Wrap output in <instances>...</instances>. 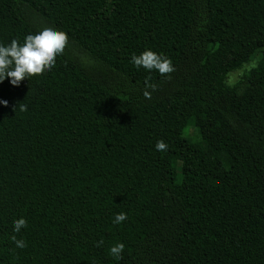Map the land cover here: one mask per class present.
I'll return each instance as SVG.
<instances>
[{
  "label": "trees",
  "instance_id": "trees-1",
  "mask_svg": "<svg viewBox=\"0 0 264 264\" xmlns=\"http://www.w3.org/2000/svg\"><path fill=\"white\" fill-rule=\"evenodd\" d=\"M44 28L55 66L0 83V264H264V0H0V45Z\"/></svg>",
  "mask_w": 264,
  "mask_h": 264
},
{
  "label": "clouds",
  "instance_id": "clouds-1",
  "mask_svg": "<svg viewBox=\"0 0 264 264\" xmlns=\"http://www.w3.org/2000/svg\"><path fill=\"white\" fill-rule=\"evenodd\" d=\"M68 34L53 28H44L36 34H29L25 37L21 45L16 39H13L8 46L0 45V83L10 79L13 86L19 87L25 80L43 75L50 71L56 63V58L62 55L68 46ZM137 69L143 67L148 71L157 70L161 76H168L175 71L171 59L157 54L152 50H146L139 55H133L130 61ZM146 87L143 95L146 99L152 98V91L157 90V85L146 79ZM151 89L152 91H149ZM0 104L8 106L7 100H0ZM14 107V111H16ZM21 112L27 111V106L19 104ZM157 151H167L168 145L159 140L156 143ZM127 219L126 213H118L114 218V223H122ZM14 231L19 233L21 229L27 227V221L20 218L13 221ZM13 242L18 248H25L27 245L24 240H18L15 235L12 236ZM103 241H99L100 246ZM125 249L123 243H118L111 247L110 255L116 259H122V253Z\"/></svg>",
  "mask_w": 264,
  "mask_h": 264
},
{
  "label": "rangeland",
  "instance_id": "rangeland-1",
  "mask_svg": "<svg viewBox=\"0 0 264 264\" xmlns=\"http://www.w3.org/2000/svg\"><path fill=\"white\" fill-rule=\"evenodd\" d=\"M259 51H257L255 53V55H258ZM257 64V58L252 60L251 62L249 63H246L241 69H237L235 71H232L231 73H229V76L227 78V83L229 85H235V83L239 80V78L244 74V72L250 70L252 67L256 66ZM197 132H196V129L192 128V127H187L186 130H185V135L187 136H190L189 134L191 135H195ZM180 166V164H179ZM178 166V173H180V168Z\"/></svg>",
  "mask_w": 264,
  "mask_h": 264
}]
</instances>
